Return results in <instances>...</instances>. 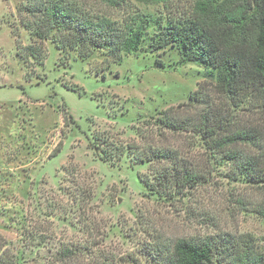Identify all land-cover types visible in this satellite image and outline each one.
<instances>
[{"label": "rangeland", "instance_id": "374dc122", "mask_svg": "<svg viewBox=\"0 0 264 264\" xmlns=\"http://www.w3.org/2000/svg\"><path fill=\"white\" fill-rule=\"evenodd\" d=\"M35 1L0 0V240L16 255L23 248L14 264H166L176 238L202 235L264 264V215L256 211L264 181H247L239 169L249 160L264 170V96L250 89L229 101L210 88L214 67L151 45L159 22L194 17L197 0H64L120 27L150 16L137 50L118 60L104 49L80 58L34 35L27 6ZM203 82L198 98L255 135L230 146L236 158L207 150L195 131L156 123L163 110L197 119L206 103L186 102ZM158 147L198 177L149 194L140 180L147 163L132 155ZM64 245L77 247L76 256L55 259Z\"/></svg>", "mask_w": 264, "mask_h": 264}, {"label": "trees", "instance_id": "16d2710c", "mask_svg": "<svg viewBox=\"0 0 264 264\" xmlns=\"http://www.w3.org/2000/svg\"><path fill=\"white\" fill-rule=\"evenodd\" d=\"M216 1L197 0L194 17H174L164 23L159 22L151 45L154 48L171 45L176 49L180 61L214 67L217 78L209 83L210 88L229 101L240 98L250 89L264 96V0ZM29 5L27 7L35 11L34 20L38 23L33 34L40 39L52 38L58 48L75 49L80 58L94 49H104L112 60H118L121 53L137 50L144 30L151 22L148 14H137L131 22L123 23L120 27L105 16L79 11L64 0H40ZM25 49L30 53L36 51L31 44ZM204 88V82L200 83L188 94L186 103L201 101L198 97L205 96ZM201 102L206 103L207 108L201 110L195 120L175 119L167 116L166 110H163L159 112L156 123L163 127L197 132L204 147L220 153L221 157L236 158L230 146L239 141L254 143L255 135L250 128L230 127L231 122L222 118L223 113L218 106L209 104L207 100ZM130 146L127 145L128 149ZM175 153L169 148L158 147L142 149L132 155L135 161L147 163L148 174L145 177L141 175L140 180L149 194L161 196L167 192V187L184 185L198 177L193 170L178 162ZM163 159L167 160L164 166L156 167L153 163ZM239 169L247 181H264L262 167L255 166L249 160L242 161ZM256 211L264 215V202L257 206ZM39 241L38 245L41 243ZM3 244L0 240V264H14L19 256L24 257L23 248L16 255L10 249L2 248ZM231 246L229 240L223 238L219 241L213 235L178 237L171 245L166 264L261 262L260 256H251L245 250L235 254ZM76 248L70 245L59 247L54 257L58 260L74 258Z\"/></svg>", "mask_w": 264, "mask_h": 264}]
</instances>
